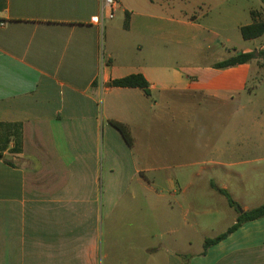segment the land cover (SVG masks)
I'll list each match as a JSON object with an SVG mask.
<instances>
[{
    "label": "crops",
    "instance_id": "crops-1",
    "mask_svg": "<svg viewBox=\"0 0 264 264\" xmlns=\"http://www.w3.org/2000/svg\"><path fill=\"white\" fill-rule=\"evenodd\" d=\"M102 1L0 0V139L6 131L18 132L16 151L12 138L0 144V264H264V217L241 224L203 252L204 240L223 232L205 236L202 249L192 252L189 241L180 246L173 230H131L140 215L127 205L134 198L120 194L124 167L126 182L155 188V173H161L170 199H178L187 183L173 170L187 166L184 141L179 147L185 133L165 132L166 124L186 123L195 130L202 108L216 119L229 112L228 124L253 105L256 91L264 88L256 60L213 65L264 50V33L241 38L257 40L251 50L233 48L209 60L198 29L212 8L202 10L195 1L199 15L188 16L170 0H115L113 17L101 19ZM207 2L216 12L209 26L238 32L252 23L251 11L264 8L260 0L257 8L239 9L235 0ZM185 26L197 32L187 36ZM131 74L143 76L149 95L107 86ZM250 80L257 82L254 88ZM255 120L257 134H241L235 143L227 131L194 134L204 137L210 152L202 158L200 149L191 160L210 172L256 163L264 171V102ZM109 121L128 127L131 147ZM164 133L169 142L161 148L156 141ZM220 179L210 173L206 186L232 199ZM235 202L241 211L252 209ZM149 217L143 224L153 226ZM138 237L158 240L139 246Z\"/></svg>",
    "mask_w": 264,
    "mask_h": 264
},
{
    "label": "rangeland",
    "instance_id": "rangeland-1",
    "mask_svg": "<svg viewBox=\"0 0 264 264\" xmlns=\"http://www.w3.org/2000/svg\"><path fill=\"white\" fill-rule=\"evenodd\" d=\"M195 1L201 2L204 7L214 8L213 5L207 2V0H170L171 6L175 8L180 7L182 12H186L188 16L191 14L199 15L197 8L194 5ZM259 0H235L234 7L239 9L241 6H249L251 8H257ZM201 6V5H199ZM212 9L208 12V17L204 20L199 21L200 29L199 32L203 31L205 34L204 39V55L209 60L214 58H221L225 56L228 52L234 48L238 51L249 48L253 49L257 45V40L252 42H247L241 40L240 33L236 29H231L228 27H211L207 24L208 19H211L215 15V11ZM259 11L261 18L264 19V8L256 9ZM258 13V14H259ZM183 14V13H181ZM187 36L193 35L197 30L185 26L181 28ZM227 40V41H226ZM264 46V38L261 40ZM182 62V61H179ZM254 66H257V61L254 62ZM257 82L254 80L249 81V87H255ZM256 96L254 104L246 106L242 111H238L233 117V120L227 124V116L229 112L220 115L217 119L212 116L208 108H202L201 113L198 111L197 118L200 119V123L196 124V129L189 127L183 123L179 125L166 124L165 132H184V139H180L179 147L181 149L183 141L186 144V156L185 162L187 166L185 168L177 167L173 170L175 175H177L181 180L186 182L188 186L185 187L181 194L176 195L178 199H174L173 202L170 199V195L166 192V185L163 183L159 176L161 173H155L158 179L155 181L157 188L150 187L144 183H139L135 179L128 178L126 182L125 177L128 176L126 168L123 167L121 178V191L123 199H131L132 202H127V205L132 207V213H136L139 217L133 220L130 229L136 231L138 234L140 232H150L161 234L168 230H173L175 232L174 237L181 240L180 246L189 241L191 244L188 246L186 243L187 250L192 252H198L202 249L201 241L205 236H211L219 234L220 232L226 231L227 227L231 224V218L233 221L236 220L237 213L232 208L227 205L226 199L215 194L212 190L208 189L206 186V177L211 173L217 180L221 178V181H226L228 190L232 195V199L237 202H241L250 208L257 207L264 203V171L259 168V164H241L232 168V171L217 170L214 171H204L200 169L199 164L191 160L190 156L195 157L202 151V158H207L210 149H206L204 137L199 140L195 135L203 134L208 135L214 132H228L229 135L232 133L234 136V143L238 141L241 134H257L259 124L255 120L256 113L262 109L264 97V88L260 91H256ZM251 112V115H250ZM249 114V115H248ZM251 116V117H250ZM192 126V125H191ZM13 130V129H12ZM15 131V130H13ZM160 134H162L160 132ZM170 134V133H169ZM195 134V135H194ZM1 142V141H0ZM169 142V139L163 134V137L156 141V144L162 148L165 144ZM1 144V143H0ZM146 144V141H145ZM126 150L127 149H122ZM123 156V155H122ZM125 157L123 156V160ZM200 158V157H198ZM236 163V161H235ZM160 164V163H157ZM125 166V164H123ZM201 171V172H199ZM199 172V173H195ZM198 174V177H193L189 179V175ZM229 176H228V175ZM240 175V177H237ZM230 177V178H227ZM190 181V183H188ZM157 196H162L161 200L156 201ZM175 197V198H176ZM168 201L170 203L168 204ZM125 203V202H124ZM242 209L241 205H238ZM152 219L153 226L148 224H143L145 216ZM126 228L129 229L127 226ZM138 228V229H137ZM159 237V236H158ZM158 237L154 239L148 237L141 239L138 237L137 245L143 244L146 240L148 242L156 243ZM156 241V242H155Z\"/></svg>",
    "mask_w": 264,
    "mask_h": 264
},
{
    "label": "trees",
    "instance_id": "trees-1",
    "mask_svg": "<svg viewBox=\"0 0 264 264\" xmlns=\"http://www.w3.org/2000/svg\"><path fill=\"white\" fill-rule=\"evenodd\" d=\"M260 2L264 5V0H260ZM250 16L252 19V23L239 28V33L243 40L255 39L264 33V19H259L258 18L259 14L255 11H251ZM126 20H127V13H125V23H124L125 26L127 24ZM252 60H256L259 68L264 70V50H253L245 53L241 52L228 59L215 63L213 67L216 69H222V68L232 67L238 64H244ZM107 86L120 87V88H139L146 95H149L148 83L145 81V79L141 74H131L123 78L111 80L107 83ZM109 123L120 133L126 145L128 147H131L133 144V139L131 137L128 127L124 124L115 121H109ZM6 133L7 134H5V139H0L1 145H3L4 147L9 141V138H12L15 145V148L13 150L16 151L17 150L16 146H18L17 130L6 131ZM0 158H1V154H0ZM213 187L215 188L214 185ZM217 191L225 197L227 205L230 208H232L234 211H236L237 217L235 222L229 227H227L226 231L217 235L214 238H208L204 240L203 252L209 246L214 245L220 242L221 240H223L228 234L235 231L241 224L264 217V203L252 209L242 211V213H239V206L235 201L231 199L230 195L223 189H217Z\"/></svg>",
    "mask_w": 264,
    "mask_h": 264
},
{
    "label": "built area",
    "instance_id": "built-area-1",
    "mask_svg": "<svg viewBox=\"0 0 264 264\" xmlns=\"http://www.w3.org/2000/svg\"><path fill=\"white\" fill-rule=\"evenodd\" d=\"M116 10V4L115 0H103L101 11H100V17L101 19H111L113 17V14ZM3 25V22L0 21V26Z\"/></svg>",
    "mask_w": 264,
    "mask_h": 264
},
{
    "label": "water",
    "instance_id": "water-1",
    "mask_svg": "<svg viewBox=\"0 0 264 264\" xmlns=\"http://www.w3.org/2000/svg\"><path fill=\"white\" fill-rule=\"evenodd\" d=\"M237 54H239V53H237ZM239 213H242V211L239 209Z\"/></svg>",
    "mask_w": 264,
    "mask_h": 264
}]
</instances>
